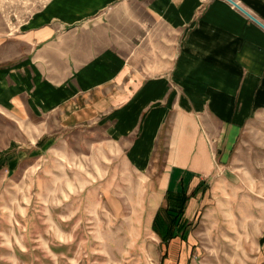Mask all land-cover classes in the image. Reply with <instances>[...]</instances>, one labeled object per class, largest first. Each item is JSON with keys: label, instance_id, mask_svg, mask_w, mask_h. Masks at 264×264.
I'll use <instances>...</instances> for the list:
<instances>
[{"label": "crops", "instance_id": "obj_1", "mask_svg": "<svg viewBox=\"0 0 264 264\" xmlns=\"http://www.w3.org/2000/svg\"><path fill=\"white\" fill-rule=\"evenodd\" d=\"M25 1L45 3L0 29L4 57L21 50L0 62L3 111L57 117L67 133L100 129V161L145 183L152 221L168 190L202 184L184 215L192 221L242 132L264 117V28L228 0ZM233 1L264 24V0ZM84 141L77 155L93 145ZM109 190L117 218L137 209Z\"/></svg>", "mask_w": 264, "mask_h": 264}, {"label": "rangeland", "instance_id": "obj_2", "mask_svg": "<svg viewBox=\"0 0 264 264\" xmlns=\"http://www.w3.org/2000/svg\"><path fill=\"white\" fill-rule=\"evenodd\" d=\"M44 3L0 0V29L15 31ZM20 54L4 57L2 50L0 62ZM58 126L57 117L0 107V264H264V117L242 132L230 163L206 187L186 241L168 246L153 230L145 183L138 187L125 168L122 177L111 176L106 166L116 163L100 161V129L67 133ZM84 137L93 145L77 155ZM109 189L137 209L117 218Z\"/></svg>", "mask_w": 264, "mask_h": 264}, {"label": "trees", "instance_id": "obj_3", "mask_svg": "<svg viewBox=\"0 0 264 264\" xmlns=\"http://www.w3.org/2000/svg\"><path fill=\"white\" fill-rule=\"evenodd\" d=\"M199 185L191 194L187 191L168 190L165 196L166 205L159 208L153 222V230L160 237L161 243L168 246L176 238L186 239L188 224L184 223V215L189 200L202 191ZM203 192V191H202Z\"/></svg>", "mask_w": 264, "mask_h": 264}, {"label": "water", "instance_id": "obj_4", "mask_svg": "<svg viewBox=\"0 0 264 264\" xmlns=\"http://www.w3.org/2000/svg\"><path fill=\"white\" fill-rule=\"evenodd\" d=\"M233 5H235L238 9H240L242 12H244L247 16H249L252 20H254L256 23H258L260 26L264 28V24L261 23L257 18H255L253 15H251L248 11H246L243 7H241L238 3H236L233 0H228Z\"/></svg>", "mask_w": 264, "mask_h": 264}]
</instances>
